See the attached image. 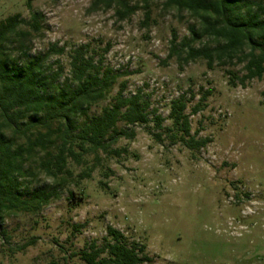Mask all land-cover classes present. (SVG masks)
I'll use <instances>...</instances> for the list:
<instances>
[{
  "label": "rangeland",
  "instance_id": "rangeland-1",
  "mask_svg": "<svg viewBox=\"0 0 264 264\" xmlns=\"http://www.w3.org/2000/svg\"><path fill=\"white\" fill-rule=\"evenodd\" d=\"M235 1L244 13L249 4L264 5V0ZM126 2L136 12L122 19L117 5L95 7V0H0V24L16 15L24 20L0 44L6 76L17 77L36 62L33 78L50 100L67 84L76 87L71 63L79 51L120 76L86 114L71 113L74 134L101 118L124 86V97L140 93L150 112L157 110L164 120L161 129L153 117L147 126L119 123L118 130L135 131L134 140L118 139L107 152L83 157L81 165L69 159L65 172L51 177L43 163L56 151L64 123L23 131L47 117L23 107L19 132L0 115V142L23 149L20 170L3 191L23 200L56 193L36 213L2 210L0 264H84L78 254L94 242L101 246L109 227L146 246L152 262L145 264H264V78L241 85L247 48L232 60L216 54L211 68L205 58L186 62L185 44L213 50L223 42L199 39L192 29L201 32V20L166 0ZM183 96L190 137L208 139L204 148L173 139L178 131L172 104ZM49 129L56 134L48 150L30 148Z\"/></svg>",
  "mask_w": 264,
  "mask_h": 264
},
{
  "label": "trees",
  "instance_id": "trees-1",
  "mask_svg": "<svg viewBox=\"0 0 264 264\" xmlns=\"http://www.w3.org/2000/svg\"><path fill=\"white\" fill-rule=\"evenodd\" d=\"M106 3L108 7L117 5V13L122 19L129 17L136 12L135 7H130L126 0H95V7ZM166 4L180 10H186L193 16L199 18L203 25L201 32L192 29V33L199 39L214 37L216 41L223 44L213 50L196 49L190 44H185L183 51L187 48L186 62L205 58L211 68L216 54L219 59L227 56L234 59L236 55L248 49L243 61L246 75L241 79V85L254 79L264 78V5L249 4L246 13L235 0H166ZM256 7V10H254ZM33 27L39 28L38 16L34 15ZM24 23L21 16L9 17L0 24V44L14 33ZM177 39L173 40L176 44ZM178 46H173L172 51L176 52ZM60 53H63L61 51ZM170 57H173L170 56ZM36 62L33 67L24 70L16 76L5 75L0 69L2 80L5 82V92L0 97V115L9 127L21 132L19 125V109H33L36 113H47L45 119L36 118L29 122L23 131H30L39 125L50 127L53 121L64 123L61 131L60 143L55 152H48L50 159L43 163L44 170L51 177H58L65 172L69 159L78 165L82 164L83 157L98 154L99 151L107 152L108 149L117 143L118 139L126 138L134 140V130H118L119 123L128 126H147L151 123L152 117L156 128L161 129L164 122L157 110L150 112V103L140 93L129 98L124 97L125 86L121 88L115 99V104L108 108L101 118H94L86 124L78 134L73 132L71 113L80 112L86 114L88 107L105 98L109 89L115 85L120 76L112 69H103L100 65L95 66L91 60H86L82 51L72 59V83L66 85L58 96L47 100L41 95L40 85L42 82L34 80ZM205 99V98H204ZM204 101V100H203ZM202 103V102H201ZM200 103V104H201ZM200 104L194 109V114L200 111ZM187 103L185 97H181L172 104L171 119L174 120V127L178 134L173 139L185 141L190 149L204 148L208 139L196 141L190 137L191 126L189 116L186 115ZM55 131L49 129L47 134H40L35 141L30 143V148L41 145L47 149ZM180 135V137H179ZM159 137V136H158ZM186 138L188 140L186 141ZM109 139V142H106ZM23 149L20 147L12 150V146L6 142H0V213L4 208L18 209L26 212H39L56 196V193H38L31 200H23L20 196L3 191V186L13 180L17 160L21 158ZM85 177V176H84ZM88 177V175L86 176ZM32 245V244H30ZM84 264H145L152 262L146 253V246L138 242H130L119 230L113 227L108 228L104 243L100 246L93 243L89 250L78 254Z\"/></svg>",
  "mask_w": 264,
  "mask_h": 264
}]
</instances>
